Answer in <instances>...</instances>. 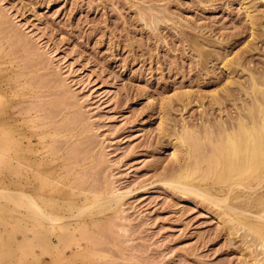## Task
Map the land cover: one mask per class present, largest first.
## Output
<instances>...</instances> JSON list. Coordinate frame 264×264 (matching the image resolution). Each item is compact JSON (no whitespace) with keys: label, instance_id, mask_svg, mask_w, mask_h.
<instances>
[{"label":"rangeland","instance_id":"rangeland-1","mask_svg":"<svg viewBox=\"0 0 264 264\" xmlns=\"http://www.w3.org/2000/svg\"><path fill=\"white\" fill-rule=\"evenodd\" d=\"M241 1L0 0V136L59 166L74 193L123 196L59 264H264V241L161 183L186 158L185 130L264 102V0ZM9 213L0 253L51 264L21 256Z\"/></svg>","mask_w":264,"mask_h":264},{"label":"bare ground","instance_id":"bare-ground-1","mask_svg":"<svg viewBox=\"0 0 264 264\" xmlns=\"http://www.w3.org/2000/svg\"><path fill=\"white\" fill-rule=\"evenodd\" d=\"M248 13L251 18L252 14ZM224 68L231 69L230 62L225 63ZM251 82L252 92L259 91L260 82L257 83L254 78H251ZM261 102L260 98L254 97L250 106L244 108L245 112H240L235 121H220L215 126L218 130L214 128L216 132L211 127V130H196L195 134L191 129L185 130L178 143L186 147V158L177 167V174L161 183L196 202L207 203L210 208L212 206L218 209L214 210L217 212L216 216L224 220L230 232L249 231L263 243L264 102ZM7 135L8 132L4 131L0 136V211L16 213L18 216H13L15 222L12 225L9 222L4 223L14 226L12 235L13 232L22 234L20 246L23 248L19 249L22 257H30L37 251L39 256H50L51 264H59L67 259V250L73 251L76 246L81 248L79 243L83 237L92 226L97 227L102 218L99 219L97 215L108 211L119 213L123 196L102 198L94 193L91 197L93 192L85 190L74 193V189L66 188L56 175L59 166L36 155L26 156L20 152L19 145H12L14 140L6 137ZM206 144L208 147L212 144V147L206 148ZM175 147V151L178 150L177 144ZM207 149L209 150L206 151ZM14 160L21 170L18 180L12 178ZM14 218L11 220L14 221ZM89 220L92 222L89 223ZM1 234L0 242L3 241ZM263 246L261 244V249ZM72 254L79 255L74 252ZM34 258L36 263L40 260ZM0 264H22V260L14 263L12 256L0 253Z\"/></svg>","mask_w":264,"mask_h":264}]
</instances>
